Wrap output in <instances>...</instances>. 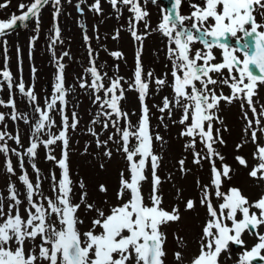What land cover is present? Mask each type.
<instances>
[{
  "label": "snow or ice",
  "instance_id": "1",
  "mask_svg": "<svg viewBox=\"0 0 264 264\" xmlns=\"http://www.w3.org/2000/svg\"><path fill=\"white\" fill-rule=\"evenodd\" d=\"M50 2L56 9L53 13L55 20L60 12L61 0H32L29 5L18 6L21 15L13 14L8 20H0V36L13 30L17 23L25 26L33 18L35 31H39L41 9ZM151 2L155 4L157 0ZM109 3L118 13L119 5L126 6L133 14L134 22L145 21L149 16L140 0H109ZM182 3L183 0H168L169 7L162 9L165 14L156 29L168 38L170 45H175L168 48V58L172 62L173 96L171 99L164 97L162 107L158 110L169 118L174 115V108L182 110L178 123L183 126V130L179 135L189 138L184 147L195 149L198 138L206 153L202 155L199 151H193V163L200 164L202 160H206L211 164L210 184L196 182L202 195L185 199L182 190H177V197L184 204V211H195L197 203L206 209L198 254L191 258L190 264H226L225 258H232L233 247L242 249L234 264L264 262V231H260L264 228V195L250 201L237 187H230L224 192L222 186L226 180L232 179L233 169L224 162L225 157L214 147L216 144H226L223 132L228 129L219 115L221 103L232 104L239 100L242 118L246 121L244 132H251V142L256 145L253 159L258 163L252 167L249 176L264 180V146L258 143V132L264 134V123L258 118L264 117V106L258 112L255 106L257 101L254 100L258 88L264 85V23L260 22L264 20V0H201L200 4H190L193 9L190 15L180 14ZM7 6V3H0V9ZM76 8L78 12H83L79 3ZM90 9L100 13V0H95ZM186 21L191 22L190 27L185 25ZM147 27L148 24L145 23V28ZM130 28L132 37L140 41L142 37L135 31L134 24L130 23ZM116 38L118 33L113 37ZM31 39L35 40L36 37ZM59 40L60 30L54 25L50 50ZM84 40L88 42L87 34L84 35ZM196 42L201 43L203 49L193 48ZM217 49L220 50L219 62L215 55ZM67 55V52L63 53V56ZM111 55L119 58L122 54L112 52ZM92 56L89 48V63L92 66L86 72L91 75V83L82 80L79 86L91 89L93 103L98 105L97 115L91 123H102L105 130L111 126L119 135V140L116 141L117 151L124 154L127 169L120 173L116 191L118 203L110 205L105 211L95 202H89L83 182L79 183V202H73L76 193L69 173L68 130H74L79 119L75 112L72 113L71 121L64 114L69 90L64 84L65 66L60 62L63 57L56 58L53 96L45 101L43 107L39 105L33 87L26 88L22 78L15 84L19 93L30 102L36 118L32 124L29 146L23 152L10 148L6 138L23 147L19 134L13 136L6 131H0V154L6 158L5 171L15 175L12 162L8 159L11 152L20 161L22 174L19 175V181L24 187V198L27 201V207L23 209L27 214L25 217L20 210V194L13 183L7 186V196H0V264H165L167 237L162 229L171 223H178L182 217L178 205L173 206L171 211L162 207V181L158 175L161 158L155 154L153 142H163V137L158 133L153 136L151 132L149 109L145 103L150 86L144 78L141 53L139 50L136 52L134 79L128 84L129 90L138 93L141 103V115L136 125L131 123L128 114L121 108V101L125 99L123 77L108 78L109 83L106 86L103 82L106 74L98 71ZM32 71L35 74L36 69L33 68ZM152 76V72L147 73V77ZM0 77L7 82L11 92L14 85L12 73L7 66V55ZM155 83L159 87L164 86L167 81L157 78ZM217 85L228 86L231 94H218ZM0 106L12 110L10 114L0 112V123L6 118L30 123L26 113L17 111L11 97L7 102L0 100ZM245 106L251 111V117ZM57 110L61 114V128L58 133L51 134L50 130L56 126L52 113ZM101 117L104 118L103 121ZM121 120L124 121L123 126ZM89 132L93 136L98 135L92 129ZM45 133H48L47 138L42 139ZM132 138L136 141L134 145L131 143ZM108 139L113 140V136L110 135ZM58 142L62 145L59 159L51 154L52 146ZM103 143L107 144V141ZM100 144L97 140V146ZM41 145L48 152L46 159L54 161L55 166L60 169L59 178L55 173L51 176V190L54 194L52 197L43 194L40 170L34 163L37 149ZM241 147L242 144L236 145L237 150ZM103 155L111 158L112 153L105 151ZM25 156L33 161L31 167L37 174L35 183L24 171ZM216 159L221 161L219 167L216 166ZM235 159L240 166L248 167L244 157L237 155ZM178 163L180 171L186 173L188 169L185 161L181 159ZM149 165L151 191L147 199L150 204L145 202L143 193V183L148 180L146 167ZM99 167L102 169L103 163ZM97 190L105 195L108 192L105 184H99ZM213 195L219 201L218 204L213 203ZM82 207L86 213L94 214L89 229L84 232L79 227L84 223L79 215ZM245 235L255 240L251 248L247 246ZM176 238L183 240L179 236ZM173 256L176 264H184L182 251L174 252Z\"/></svg>",
  "mask_w": 264,
  "mask_h": 264
},
{
  "label": "rangeland",
  "instance_id": "2",
  "mask_svg": "<svg viewBox=\"0 0 264 264\" xmlns=\"http://www.w3.org/2000/svg\"><path fill=\"white\" fill-rule=\"evenodd\" d=\"M31 2L32 0H10V2L9 0H0V3L8 4L6 8L0 9V20H8L13 14L19 15L21 10L18 6L20 4L29 5ZM193 2L200 4L201 0H193ZM78 3L83 9L82 13L77 11L76 5ZM93 3H95V0H61L60 12L54 20L53 13L56 9L50 2L41 9L39 31H35L36 24L35 18H33L28 21L24 28L15 27L6 35L0 36V70L4 69L5 55H7V66L12 73L14 85L10 92L7 82L0 77V100L7 102L11 97L15 101L17 111L26 113L30 118V123L28 124L23 121H12L10 118H6L3 123H0V131H6L13 136L19 134L23 147L6 138L10 148L23 152L29 146L31 128L36 118L30 102L19 93L18 89L15 88V84H18L22 78L26 88L29 86L33 87L38 103L43 107L45 101L50 100L53 96V85L56 82L55 76L57 72L55 60L63 57L60 62L65 66L63 73L64 84L65 88L69 90L66 94L64 114L71 121L72 113L75 112L79 119L78 126L74 130L69 129L68 132L69 173L73 181L74 192L76 193L73 197V202H79V193L81 191L79 183L83 182L88 192L89 202H95L107 211L110 205L118 203L116 191L119 187L120 173L127 169V161L124 159V154L117 151L116 141L119 140V135L116 134L115 129L109 126L105 130L102 127V123H91L97 115L98 105L93 103L92 90L80 88L79 85L82 80L91 83V75L86 72V69L92 66L89 63V48H91L95 66L101 74H106V78L103 81L106 86L109 83L108 78L123 77L122 85L125 90V99L121 101V108L128 114V119L133 125L138 124L141 115V103L138 99V93L135 90H129L128 84L134 79L136 52L139 50L144 78L148 80L150 86L145 103L149 109L151 132L153 136L158 133L163 137V142L155 140L153 142V150L161 158L158 175L162 181L160 186V194L163 197L162 207L171 211L173 206L178 205L182 217L178 223H171L162 229L167 237L165 264H176L173 256L176 251H182L184 264H190L191 258L198 254L202 224L206 220V209L200 207L197 203L195 211H184V204L177 197V190H182L185 199L202 195L196 182L210 184L211 164L206 160H202L200 164L193 163V151H199L202 155L206 153L198 138L195 149H186L184 147L188 143L189 138L179 135L183 130V126L178 123L182 110L174 108V115L171 118L158 110L159 107H162L164 97L171 99L173 96L171 88L172 62L168 58V48L170 46L175 47V45H170L168 38L156 30L162 20V16L165 14L162 9L166 8L159 0L155 4L151 0H148L147 3H145V0H140L142 6L148 11L149 16L145 21L134 22L132 20L133 14L122 4L119 5L120 11L118 13L112 8L109 0H100L102 11L96 13L90 9V5ZM190 4H192L190 0H183L179 9L180 14L190 15L193 10ZM257 18L260 20L259 16ZM260 22L264 23V20H260ZM130 23L134 24L135 31L142 37L140 41L132 37ZM145 23L148 24L147 28H145ZM190 24V21L185 22L187 27H190ZM54 25L60 30V40L50 50L49 45L52 44ZM117 33L118 38L113 39ZM85 34L89 37L87 43L83 39ZM33 36L36 37L35 40L31 39ZM193 48L203 49V45L196 42L193 44ZM17 49H19V52ZM65 52L68 53L67 56H63ZM112 52H119L122 55L119 58L113 57L111 55ZM215 55L218 58L217 62H219L220 50H215ZM239 55L243 58L242 53ZM33 68L36 69L35 74H33ZM148 72L153 73L151 78L147 77ZM225 75H227L226 71ZM157 78L164 79L167 83L158 87L155 83ZM216 91L218 94L220 92H223L224 95L231 94V90L226 85H217ZM102 94L101 92L100 95ZM254 100L257 101L255 106L259 112L260 108L264 106V85L258 88V94L254 97ZM240 103L239 100L234 101L232 104L221 103L219 115L223 118L224 125L228 129V131L223 132V139L226 144H216L214 147L225 157L224 162L233 169L232 179L224 182L222 190L227 192L230 187H237L250 201H255L264 195V180L253 179L249 176V172L258 161L253 159L256 145L251 142V132L247 134L244 132L246 121L242 118L243 113ZM245 110L248 111V115L251 117V111L247 109V106H245ZM11 111L8 107L0 106V112L10 114ZM52 115L56 126L50 131L51 134H56L61 128V114L57 110L53 111ZM161 117H163V120H161ZM258 118L264 123V117ZM103 120L104 118L101 117V121ZM173 121H177V123ZM123 124L124 121L121 120V126ZM216 126L221 127V125ZM254 127L259 128L257 125H254ZM89 129H92L98 135L93 136ZM47 135L48 133H45L42 139H46ZM110 135L113 136V140L108 139ZM258 135V143L264 146V134L258 132ZM97 140L101 142L100 146H97ZM104 141H107V144H104ZM131 143L133 145L136 143L134 138L131 139ZM237 144H242L239 150L236 148ZM54 147L57 150L51 152V154L59 159L62 145L58 142ZM42 149L45 152L44 154ZM105 151H111V158L103 155ZM37 153L34 163L40 170L42 192L44 195L52 197L54 194L51 190V176L52 173H57V170L54 168L53 161L46 159L48 152L43 146L38 147ZM237 155L247 160V168L238 164L235 159ZM8 159L12 162L15 175L8 174L5 171L6 158L3 154H0V196L6 197L8 184L13 183L22 201L20 206L21 213L26 217L27 214L23 209L27 207V201L24 198V187L19 181V175L22 174L19 166L20 161L11 152L8 155ZM181 159L185 161V167L188 169L186 173L180 171L178 162ZM32 163L33 161L29 160L27 156L24 157V171L27 172L29 179L35 183L37 174L31 167ZM101 163L104 165L102 169L99 167ZM215 163L219 167L221 161L216 159ZM146 173L148 180L143 183V193L145 202L150 204L147 199L151 191L150 165L146 167ZM59 175H56L57 178H59ZM243 181L254 184V190L247 189ZM99 184L107 186L108 192L106 195L97 190ZM104 201L108 203L105 204ZM212 201L214 204L219 203L214 195L212 196ZM5 204H7V200H5ZM186 214L191 217L190 221L194 229V236L187 235V223L184 222ZM79 215L84 221L79 226L80 231H87L94 214L86 213L82 207ZM260 231H264V228H261ZM177 236L182 237L183 240H177ZM244 239L249 248L255 243V240L249 235H245ZM190 240L192 241L191 246H189ZM241 251L242 249L240 248H232V258H225L226 264H234Z\"/></svg>",
  "mask_w": 264,
  "mask_h": 264
},
{
  "label": "bare ground",
  "instance_id": "3",
  "mask_svg": "<svg viewBox=\"0 0 264 264\" xmlns=\"http://www.w3.org/2000/svg\"><path fill=\"white\" fill-rule=\"evenodd\" d=\"M191 3H194L193 0H190ZM151 12V10H150ZM235 124V123H234ZM236 129V128H235ZM243 184L246 186L247 189H250V190H254L253 187H254V184L252 183H249L248 181H243ZM195 214V213H194ZM196 215V214H195ZM191 217L189 214H186L185 217H184V222L187 223V226H186V232H187V235L188 236H194V229L193 227L191 226V221H190ZM192 245V241L190 240L189 241V246Z\"/></svg>",
  "mask_w": 264,
  "mask_h": 264
}]
</instances>
